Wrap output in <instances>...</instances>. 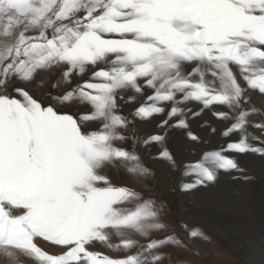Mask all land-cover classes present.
I'll list each match as a JSON object with an SVG mask.
<instances>
[{
	"label": "snow or ice",
	"instance_id": "6c2138e0",
	"mask_svg": "<svg viewBox=\"0 0 264 264\" xmlns=\"http://www.w3.org/2000/svg\"><path fill=\"white\" fill-rule=\"evenodd\" d=\"M253 91L264 94V0H0V251L35 264H193L177 250L198 255L208 235L183 222L181 235L132 185L154 181L152 152L193 178L184 192L221 171L249 179L238 157L264 158ZM205 112L224 143L181 163L170 136L202 143L190 121Z\"/></svg>",
	"mask_w": 264,
	"mask_h": 264
},
{
	"label": "rangeland",
	"instance_id": "374dc122",
	"mask_svg": "<svg viewBox=\"0 0 264 264\" xmlns=\"http://www.w3.org/2000/svg\"><path fill=\"white\" fill-rule=\"evenodd\" d=\"M140 99L138 96L137 100ZM251 102L261 109V113L251 117L253 123L264 120V94L253 91ZM190 125L192 132L201 138L202 143L194 145L185 131L179 129L173 131L169 139L170 149L181 163L198 160L203 152L217 149L224 143L220 135L222 125L211 113L205 112L200 118L191 120ZM209 126L215 127L216 132L212 133ZM149 127L148 124L141 125L144 130ZM250 131L264 138L261 130ZM154 154L144 153L145 163L154 173V181L147 189L140 185L132 186L150 193L158 202H163L168 222L176 226L181 235L186 234L179 227L183 222L199 227L209 237L205 244L197 241L193 245L198 255L179 250L176 255L193 264H199L205 257L208 264H231L230 259L220 257L230 247L238 263L247 264L245 262L250 259L257 262L264 259V249L256 247V244L264 246V158L256 154L238 157L240 166L249 177L247 180L234 178L239 176L238 173L221 171L215 183L184 192L181 191V184L190 182L193 178L184 177L181 170L172 169L165 161L153 159ZM165 199H169L168 202ZM38 243L49 252L59 251L48 242ZM96 250L106 255H118L102 245H97ZM0 264H35V261L20 252L16 253V259L13 260L0 251Z\"/></svg>",
	"mask_w": 264,
	"mask_h": 264
},
{
	"label": "crops",
	"instance_id": "0c3cea01",
	"mask_svg": "<svg viewBox=\"0 0 264 264\" xmlns=\"http://www.w3.org/2000/svg\"><path fill=\"white\" fill-rule=\"evenodd\" d=\"M168 200L169 199H165V201H167V202H168ZM185 236H186V234H185ZM262 242H264V241H262ZM201 243L205 244V242H202V241H201ZM256 243H258V242H256ZM256 245H257L256 247H260L261 249H264V246H261L260 244H256ZM223 252H224V254H222L220 257H223V258L228 259V260L230 259L232 261L231 264H243L241 262L238 263V261L235 259L237 257H235V258L233 257V255H232L233 249L232 248L228 247ZM216 257H219V256H216ZM242 258H244V257H242ZM247 261H249V262H247ZM247 261L245 262L247 264H264V259H261L260 262H257V260H252V259L247 260ZM198 263L199 264H208V259L205 257Z\"/></svg>",
	"mask_w": 264,
	"mask_h": 264
}]
</instances>
